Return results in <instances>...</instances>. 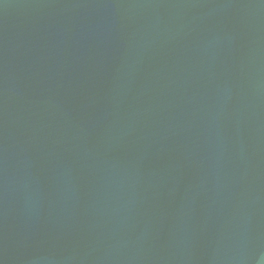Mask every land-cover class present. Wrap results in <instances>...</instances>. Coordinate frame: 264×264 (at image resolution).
I'll return each mask as SVG.
<instances>
[{
	"label": "water",
	"instance_id": "1",
	"mask_svg": "<svg viewBox=\"0 0 264 264\" xmlns=\"http://www.w3.org/2000/svg\"><path fill=\"white\" fill-rule=\"evenodd\" d=\"M0 264H264V0H0Z\"/></svg>",
	"mask_w": 264,
	"mask_h": 264
}]
</instances>
